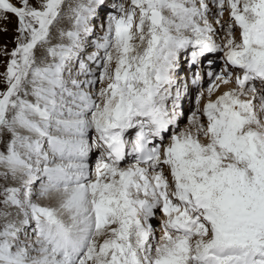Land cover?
Returning a JSON list of instances; mask_svg holds the SVG:
<instances>
[{"label": "snow or ice", "instance_id": "obj_1", "mask_svg": "<svg viewBox=\"0 0 264 264\" xmlns=\"http://www.w3.org/2000/svg\"><path fill=\"white\" fill-rule=\"evenodd\" d=\"M0 264H264V0H0Z\"/></svg>", "mask_w": 264, "mask_h": 264}, {"label": "rangeland", "instance_id": "obj_2", "mask_svg": "<svg viewBox=\"0 0 264 264\" xmlns=\"http://www.w3.org/2000/svg\"><path fill=\"white\" fill-rule=\"evenodd\" d=\"M14 27V24L9 25V32L7 35H0V43H5L8 42L9 43V48H11L13 45L10 43L11 37H12V32H11V28ZM3 69L0 68V71H2Z\"/></svg>", "mask_w": 264, "mask_h": 264}]
</instances>
